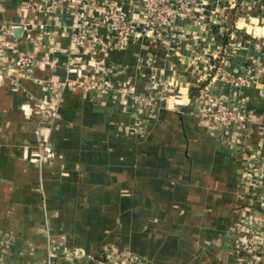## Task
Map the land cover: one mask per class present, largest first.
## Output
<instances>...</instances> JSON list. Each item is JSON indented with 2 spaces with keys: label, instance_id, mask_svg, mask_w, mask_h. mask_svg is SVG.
I'll return each instance as SVG.
<instances>
[{
  "label": "crops",
  "instance_id": "0c3cea01",
  "mask_svg": "<svg viewBox=\"0 0 264 264\" xmlns=\"http://www.w3.org/2000/svg\"><path fill=\"white\" fill-rule=\"evenodd\" d=\"M107 1L86 10L98 20ZM122 1L139 25L145 0ZM185 1L166 32L121 45L101 24L75 23L65 3L0 0L3 264H109L113 250L134 264L248 261L247 223L264 236V173L256 187L247 174L255 154L264 163V0ZM20 54L41 64L22 72ZM247 70L248 83L230 84ZM105 78L103 93L77 85ZM207 82L247 113L237 142L197 115ZM250 260L264 264V240Z\"/></svg>",
  "mask_w": 264,
  "mask_h": 264
},
{
  "label": "built area",
  "instance_id": "2783aa9c",
  "mask_svg": "<svg viewBox=\"0 0 264 264\" xmlns=\"http://www.w3.org/2000/svg\"><path fill=\"white\" fill-rule=\"evenodd\" d=\"M47 8H56L58 5L65 3L68 6L69 13L72 15L75 23L83 25H103L112 35L113 39L121 45H126L131 39H139L146 35L159 32L163 33L175 22V20L187 14L185 0H145L143 3L144 15L140 19V24L132 20L129 12L124 7L122 0H108L105 4V10L102 16L96 20L89 15L86 10L88 0H37ZM83 36H72V42L82 40ZM101 40L98 41L100 43ZM6 55V44L4 40L0 39V57ZM15 66L22 72L29 71L41 64V61L32 55L20 54L14 60ZM250 70L246 74L242 73L230 80L233 86H242L249 82ZM77 85L85 91L106 92L109 89V80L105 78L100 84L90 80H77ZM52 95L59 97V92L63 85L57 80H49L46 84ZM129 87L131 86L128 85ZM132 87V86H131ZM127 88L123 87L122 91ZM136 102L146 108H152L156 104V100L145 95H138ZM198 109L197 115L204 121L212 124L221 131L224 137H227L231 143L237 142L236 138L240 131L243 133L248 116L241 104L227 105L222 96L214 93L212 90V83L207 82L199 88L197 94ZM243 104V103H242ZM56 107L48 106L45 109V115L50 118H55L58 115ZM45 151L48 157H54V152L47 146ZM255 162L251 163L247 170L252 186H258L256 180L261 178L264 173V163L260 161L261 156L254 155ZM260 221L253 220L247 223V228L250 234L248 243L243 246L240 251H243L248 261L243 260L242 264H254L250 260L251 255H256L258 247L264 240L262 231L258 226ZM109 264H134L132 261L124 263L121 261V254L117 251H108ZM0 264L2 259L0 258Z\"/></svg>",
  "mask_w": 264,
  "mask_h": 264
}]
</instances>
